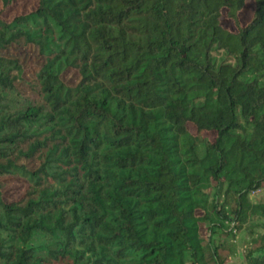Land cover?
Returning a JSON list of instances; mask_svg holds the SVG:
<instances>
[{
	"label": "trees",
	"instance_id": "16d2710c",
	"mask_svg": "<svg viewBox=\"0 0 264 264\" xmlns=\"http://www.w3.org/2000/svg\"><path fill=\"white\" fill-rule=\"evenodd\" d=\"M21 1L0 0V178L27 185L0 182V264H264V0L9 19Z\"/></svg>",
	"mask_w": 264,
	"mask_h": 264
},
{
	"label": "rangeland",
	"instance_id": "374dc122",
	"mask_svg": "<svg viewBox=\"0 0 264 264\" xmlns=\"http://www.w3.org/2000/svg\"><path fill=\"white\" fill-rule=\"evenodd\" d=\"M37 3L35 0H23L17 4V6L12 9L9 14L8 18L13 19L15 15L29 13L33 9H35ZM10 56L19 55L23 58V62L25 67L28 71L35 70L39 67L40 61L35 56L34 52L30 49L28 50H11L8 53ZM67 80H69L72 84H75L77 81V74L71 72L67 75ZM213 139V136L210 137ZM3 181L5 183V187L3 189L4 196L8 201L18 200L23 197L26 192L27 185L21 179H14V178H0V182ZM251 198L255 202L264 201V190L256 192L255 194L251 195ZM244 248L239 250V253L236 257H234L228 264H241L244 260Z\"/></svg>",
	"mask_w": 264,
	"mask_h": 264
},
{
	"label": "built area",
	"instance_id": "2783aa9c",
	"mask_svg": "<svg viewBox=\"0 0 264 264\" xmlns=\"http://www.w3.org/2000/svg\"><path fill=\"white\" fill-rule=\"evenodd\" d=\"M259 191H261V190L255 191V192H253V194H255L256 192H259Z\"/></svg>",
	"mask_w": 264,
	"mask_h": 264
}]
</instances>
